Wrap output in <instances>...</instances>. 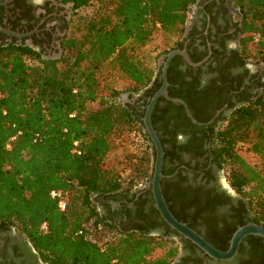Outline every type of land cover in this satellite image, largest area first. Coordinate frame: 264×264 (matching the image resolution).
Masks as SVG:
<instances>
[{
    "label": "trees",
    "instance_id": "16d2710c",
    "mask_svg": "<svg viewBox=\"0 0 264 264\" xmlns=\"http://www.w3.org/2000/svg\"><path fill=\"white\" fill-rule=\"evenodd\" d=\"M55 1L71 2L77 10L94 5L92 15L76 13L59 59L42 60L29 48L0 47V224L18 231L43 264H173L179 254L171 238L179 237L175 232L166 231L163 222L165 231L159 234L151 227L123 225L109 203L123 199L124 207L143 200L145 193L134 196L150 179L154 156L140 119L120 96L149 92L153 82L149 98L159 87L143 51L157 35L161 45L154 60L165 53L182 35L197 0ZM228 2L239 20L241 56L264 66V0ZM166 81L167 95L174 97L168 93V73ZM155 107L151 124L157 132ZM134 127L144 151L114 158ZM210 144L227 185L250 219L264 224V86L255 101L213 132ZM163 153L164 160V148ZM247 154L257 163L249 164ZM162 181L168 210L186 223ZM52 191L64 198L62 211L50 198ZM189 220L193 229L195 221ZM204 240L226 250L216 237Z\"/></svg>",
    "mask_w": 264,
    "mask_h": 264
},
{
    "label": "flooded vegetation",
    "instance_id": "af4514ba",
    "mask_svg": "<svg viewBox=\"0 0 264 264\" xmlns=\"http://www.w3.org/2000/svg\"><path fill=\"white\" fill-rule=\"evenodd\" d=\"M77 11L71 2L0 0V47L29 48L42 60L59 59ZM238 22L237 13L228 0H197L189 9L185 36L182 33L165 53H157L156 60L160 56L163 58L159 66L155 60L152 78L161 84L162 63L170 51L184 50L192 63L206 58L199 66L192 67L179 55H174L166 73L171 81L168 93L174 96L170 98L182 100L197 123H209L203 126L192 124L181 105L162 97L154 106L153 123L165 149L161 169L167 175L161 179L162 185L166 196L171 197L174 203L175 212L186 215V223L193 217L194 231L203 238L216 237L222 241L224 249L237 227L255 224L264 228L263 223L250 219L248 209L227 185L210 144L213 132L235 110L255 101L263 91L264 66L241 56ZM152 86L153 82L146 89L153 91ZM151 91L145 92L144 89L131 97L127 95L122 103L140 121L142 117L139 114L142 110L144 112L145 102L148 103L152 96L147 98ZM146 183L136 189L134 199L145 193L139 204L128 202L121 207L119 201L125 202L122 199L110 202V209L117 213L115 219L123 225L137 224L151 227L158 234L163 233L165 229L159 225L162 221L154 211ZM132 193L126 198L129 199ZM177 206L181 210H176ZM138 209L141 212L139 217ZM197 212L199 217L195 215ZM171 238L179 245V254L173 264H264V240L257 236L244 237L235 256L223 262L207 258L181 237L171 234ZM0 264L43 263L28 250L24 237L18 231L0 224Z\"/></svg>",
    "mask_w": 264,
    "mask_h": 264
},
{
    "label": "water",
    "instance_id": "95a60500",
    "mask_svg": "<svg viewBox=\"0 0 264 264\" xmlns=\"http://www.w3.org/2000/svg\"><path fill=\"white\" fill-rule=\"evenodd\" d=\"M188 23L184 27L183 36H185L186 32L188 31ZM174 55H179L185 63L192 67L199 66L206 58L198 63H192L189 61L186 53L184 50H173L166 54L165 60L162 63L160 79L161 84L159 88L152 94L151 98L149 99L148 103L145 106L143 116L141 118V124L143 127V132L147 136L153 152V160L151 162V176L150 179L147 181L146 186L150 189L152 201H153V208L158 213L161 221L173 232H175L179 237L188 241L191 245L197 248L202 255L206 256L207 258L213 261H229L231 260L236 252L240 241L246 236H257L264 240V228L255 225V224H245L242 226L237 227L231 234L228 240V246L226 250L220 251L210 245L204 238L196 233L193 229L187 226L186 223L176 220L170 211L167 208V205L162 197L161 189H160V181L162 178L166 177L163 176L161 173L162 163H163V149L161 143L158 139V136L151 125V112L156 104L158 98L162 97L165 100L173 103L179 104L182 106L185 116L189 119V121L198 126L207 125L209 122L206 123H197L190 115L185 103L178 99V98H170L166 94V68L170 61V59ZM163 56H160L156 60L157 66L160 65L162 62ZM127 94L124 93L120 96L121 103H123L124 99L126 98Z\"/></svg>",
    "mask_w": 264,
    "mask_h": 264
},
{
    "label": "rangeland",
    "instance_id": "374dc122",
    "mask_svg": "<svg viewBox=\"0 0 264 264\" xmlns=\"http://www.w3.org/2000/svg\"><path fill=\"white\" fill-rule=\"evenodd\" d=\"M93 10H94V5H88L86 7L79 9L77 11V14L89 16L92 15ZM160 42H161V38L156 35L153 41L149 45H147L143 51V57L146 63L153 69L155 67L154 55L156 54L157 49L160 48L161 45ZM124 102L125 99L123 103ZM144 145L145 143L142 141L139 129H137V127H134L132 132L126 137V140L120 145V148H118L114 152L113 156L114 158H118L120 160L124 154L133 153L135 155H138L144 151ZM245 156L249 164L253 165L257 163V159L252 155L247 154ZM143 186L144 184H140L138 185V188H142ZM158 254H160V252L155 253V255Z\"/></svg>",
    "mask_w": 264,
    "mask_h": 264
},
{
    "label": "built area",
    "instance_id": "2783aa9c",
    "mask_svg": "<svg viewBox=\"0 0 264 264\" xmlns=\"http://www.w3.org/2000/svg\"><path fill=\"white\" fill-rule=\"evenodd\" d=\"M49 195L50 198L56 200L58 210L62 211L64 209V203H65L62 195L59 192H55V191L50 192ZM42 228H44V226H42ZM112 263L115 264L114 261Z\"/></svg>",
    "mask_w": 264,
    "mask_h": 264
}]
</instances>
